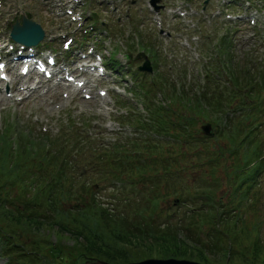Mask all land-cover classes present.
<instances>
[{
    "label": "rangeland",
    "instance_id": "obj_1",
    "mask_svg": "<svg viewBox=\"0 0 264 264\" xmlns=\"http://www.w3.org/2000/svg\"><path fill=\"white\" fill-rule=\"evenodd\" d=\"M151 15L145 4H136L119 28L102 29L114 41L119 36L130 37L123 44L125 49L133 48L131 66L133 61L143 62L141 53L151 60L152 71L142 72L145 95L132 78L128 82L138 90L127 94L135 103H127L121 96L110 97L109 103L97 108L94 101L80 95L71 106L61 108L40 101H0V153L6 157L0 168L6 166L11 172L9 176L0 172V201L13 215L27 218V226L41 228L37 234L39 230L13 226L9 233L6 219L0 220V264H81L86 255L73 240L86 243L95 236L115 247L112 255L125 254L126 262L172 257L203 264H264V172L249 191L244 184L237 188L239 178L233 173L240 167L239 156L243 160L257 158L256 151L264 156L263 38L244 40L238 33L232 47H223L227 50L222 54L219 44L228 29L221 28L203 37L210 36L201 40L202 49L199 44L192 53L181 47L173 33L182 29L166 21L161 29L173 35L159 36V23L147 20ZM93 39L102 45L103 38ZM103 44L104 51L110 52L109 42ZM53 45L59 49L60 40ZM112 65H108L110 70L117 71ZM227 66L230 88L220 90L223 81L214 79L207 91L211 68L221 67L224 72ZM122 69L118 72L123 75L130 71ZM102 80V88H106L109 78ZM233 89H240L239 94ZM218 91L225 99L230 92L227 106L212 99ZM119 101L124 102L118 108ZM235 106H241L240 114L230 116ZM32 113L37 116L36 125L46 127L45 134H34L36 130L26 122ZM155 119L164 126L158 131L160 136L152 129L156 126L151 120ZM207 126L211 136L204 134ZM47 157L51 158L47 161ZM113 159L116 163L111 164ZM38 161L47 163L39 167L35 165ZM112 178L126 179L134 190L106 188ZM141 189V200L135 203L136 190ZM121 192V199L129 195L133 201L112 199ZM208 195L214 203H209ZM101 211L111 219H102ZM132 213L143 216L142 228L130 225L139 235L129 233L123 223L130 224ZM219 215L225 219L220 220ZM138 219L134 218L135 222L141 223ZM150 225L160 229L150 233ZM115 237L123 241H113ZM13 240L19 248L14 254L7 248Z\"/></svg>",
    "mask_w": 264,
    "mask_h": 264
},
{
    "label": "trees",
    "instance_id": "obj_2",
    "mask_svg": "<svg viewBox=\"0 0 264 264\" xmlns=\"http://www.w3.org/2000/svg\"><path fill=\"white\" fill-rule=\"evenodd\" d=\"M21 138L24 140V137H21ZM39 149H40V147H39ZM0 155H1V153H0ZM39 155L40 154H37V156H39ZM27 158L28 157L26 156L22 160V162H23L22 166H24V167L27 166ZM1 159L3 160L2 161V163H3L5 161V159H6V157L4 155H1L0 156V163H1ZM0 172L5 173L6 176H9L10 173H11L9 170L6 169V166H4V167L1 166ZM37 191H40V188H38ZM50 194H51V192L48 194V197L50 196ZM99 215L105 221H109L111 219L104 211H101L99 213ZM34 218L35 219H39V217L36 218V216H34ZM50 218L51 217L49 216L48 220ZM219 218H220V220H221V218L223 220L225 219V217H223V215H221V217L219 215ZM4 219H6V221L8 222V227L10 226L9 223H12L11 227H9V229H8L9 232L11 231V228H13V226H16V228H20L22 230H30V229L39 230V231L36 232L37 234H39V232L41 230L40 227H37V229H36V226H35L34 229H33L32 225L27 226L26 225V219L27 218H24V217H21V216H17V215H13V212L10 211V209L6 207L5 203L3 201H0V220H4ZM119 219H122V218H119ZM123 223H124V226L127 227V230L130 231L129 233L134 232V234H136V235L140 234L138 230H136L135 228H132V226H130L131 224H127V222H126V224H127L126 225L125 222H123ZM30 224H32V223H30ZM153 225H150L149 227H147L148 228L147 230L150 231V233H153V232L155 233V232H157L160 229V228H158L156 226H153ZM57 234H58V235H56L57 239H60L61 235L59 233H57ZM96 234L97 233H95V235ZM179 235H181V234H179ZM182 236L185 237L187 239V241H189V243L191 245H193V246L196 245V243H193L195 241L189 235L183 234ZM175 238H177L176 235L172 236V239H175ZM141 239L146 241L145 238H141ZM112 240L116 241V242H117V240L123 241L121 238L117 239V237H115V239H112ZM97 241H98V243H97ZM11 242H12V245L11 246L9 245V251L15 252L16 250H19V248L16 247L18 244L15 241H11ZM138 244L139 243L136 242V245H138ZM73 245H75L79 249L80 253H82V254H84L86 256L87 255L94 256L96 258H101V259H104V260H107V261L113 262V263H121L122 261L126 262L128 260V259L124 258L125 254H118L117 257L112 255L113 252H114L113 250H115V247L112 244H110L109 242L101 240V239L97 238L96 236L93 237V239H89L88 241H86V243H80L77 240H73ZM204 249H206V248L204 247ZM230 256H231V253L228 256V258ZM176 257H181V256H176ZM117 258H118V260H117Z\"/></svg>",
    "mask_w": 264,
    "mask_h": 264
},
{
    "label": "water",
    "instance_id": "obj_3",
    "mask_svg": "<svg viewBox=\"0 0 264 264\" xmlns=\"http://www.w3.org/2000/svg\"><path fill=\"white\" fill-rule=\"evenodd\" d=\"M145 68H148L147 65ZM206 130L208 127L205 128ZM83 264H112L101 260L86 261ZM125 264H202L200 262L187 260V259H176V258H147L137 262H128Z\"/></svg>",
    "mask_w": 264,
    "mask_h": 264
},
{
    "label": "bare ground",
    "instance_id": "obj_4",
    "mask_svg": "<svg viewBox=\"0 0 264 264\" xmlns=\"http://www.w3.org/2000/svg\"><path fill=\"white\" fill-rule=\"evenodd\" d=\"M88 68H89V66H88ZM75 80H77V81H81V80H83V79L79 78V79H75ZM84 87H86V88H91V85H90V81H89V80L85 81V84L83 85L82 88H84ZM90 91H91V89H87V90L85 91V93H89ZM105 101H106V99H103V102H105Z\"/></svg>",
    "mask_w": 264,
    "mask_h": 264
}]
</instances>
